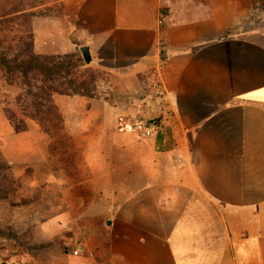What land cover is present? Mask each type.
<instances>
[{
    "label": "crops",
    "instance_id": "obj_1",
    "mask_svg": "<svg viewBox=\"0 0 264 264\" xmlns=\"http://www.w3.org/2000/svg\"><path fill=\"white\" fill-rule=\"evenodd\" d=\"M81 47L117 98L54 96L66 130L89 134L92 177L62 190L44 245L0 235V264H264V0H62L61 15L34 18V53ZM137 108L171 113L142 139ZM24 122L18 135L40 142L33 182L59 183L48 136Z\"/></svg>",
    "mask_w": 264,
    "mask_h": 264
},
{
    "label": "rangeland",
    "instance_id": "obj_2",
    "mask_svg": "<svg viewBox=\"0 0 264 264\" xmlns=\"http://www.w3.org/2000/svg\"><path fill=\"white\" fill-rule=\"evenodd\" d=\"M19 9L21 11L9 16L14 19L12 26L14 31L11 32V35L14 37L24 36V31H27L33 37L34 18H51L61 15L62 0H0V11ZM77 51L81 52L79 49ZM83 69L90 70L99 97L114 103L117 98L112 88L113 84L110 82L109 73L95 65H90V63ZM2 77L0 69V79ZM152 83L155 88V83H157L155 79L152 80ZM160 91L161 89L155 94L161 96ZM18 93V88H14L11 94L0 92V104L3 106L7 123L12 126L11 130L10 128L0 129V235L8 237L14 242L22 243L30 249L36 244L44 245L46 243L44 231L47 233V230L43 228L42 223L59 212L67 210L62 190L90 179L92 172L84 157V149L89 142L88 132L73 135L68 131L75 139L76 150L66 154L59 152L54 157L47 150L48 162L46 166L57 175L59 183L37 184V182H33L35 181V171L30 159L35 161L41 155L40 142L35 139L29 141L18 135V132L24 130V121L27 118L23 116L15 103L14 99ZM122 101L126 100L121 96L120 103ZM125 104L127 103L125 102ZM135 110L137 113L132 116L133 121L130 124V130L133 133H135L133 130L135 123L155 119L162 125L166 115L169 116L171 113V110L167 109V112L160 116H142L143 109ZM76 152L77 154L74 156ZM72 160H74V165L71 164ZM75 170H78L75 173L77 180L69 176V172L74 173ZM100 190L106 189L101 188ZM95 201L96 199L93 198L90 204L96 205ZM79 202L81 205L84 203L82 198ZM83 239V234L79 233L74 241L83 245Z\"/></svg>",
    "mask_w": 264,
    "mask_h": 264
},
{
    "label": "trees",
    "instance_id": "obj_3",
    "mask_svg": "<svg viewBox=\"0 0 264 264\" xmlns=\"http://www.w3.org/2000/svg\"><path fill=\"white\" fill-rule=\"evenodd\" d=\"M18 11L21 10L0 11L2 76L9 85L19 89L14 100L23 116L34 120L48 136V153L53 157L59 152L69 153L76 150V142L65 128L63 114L54 96L63 94L100 98L95 81L90 70L83 69L88 63L81 52L40 55L33 51L30 33L24 31V36H12L14 19L9 16ZM77 171L69 172L74 180H77ZM36 246L40 245L31 248Z\"/></svg>",
    "mask_w": 264,
    "mask_h": 264
},
{
    "label": "built area",
    "instance_id": "obj_4",
    "mask_svg": "<svg viewBox=\"0 0 264 264\" xmlns=\"http://www.w3.org/2000/svg\"><path fill=\"white\" fill-rule=\"evenodd\" d=\"M167 19H168L167 14L161 13L159 15V25L163 26L167 22ZM160 128H161V124L159 121L155 119H150L148 121L135 123L133 130L135 131L138 137L142 139H148L153 135H156L160 130ZM73 253L78 254L79 248L75 249Z\"/></svg>",
    "mask_w": 264,
    "mask_h": 264
},
{
    "label": "water",
    "instance_id": "obj_5",
    "mask_svg": "<svg viewBox=\"0 0 264 264\" xmlns=\"http://www.w3.org/2000/svg\"><path fill=\"white\" fill-rule=\"evenodd\" d=\"M81 53L83 54L84 58H85V61L86 63H89L90 62V58H89V52L87 50L86 47H81Z\"/></svg>",
    "mask_w": 264,
    "mask_h": 264
}]
</instances>
